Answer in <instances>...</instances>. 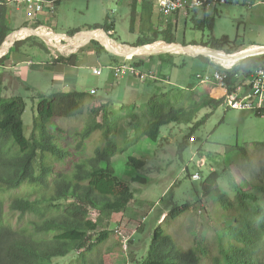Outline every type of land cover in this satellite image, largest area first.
<instances>
[{
  "label": "trees",
  "instance_id": "1",
  "mask_svg": "<svg viewBox=\"0 0 264 264\" xmlns=\"http://www.w3.org/2000/svg\"><path fill=\"white\" fill-rule=\"evenodd\" d=\"M11 1L0 0V45L13 32L8 7ZM60 2L55 3V8ZM137 3L138 0H132L130 31L133 32L139 18L143 27L147 25L148 32L143 29L146 36L138 38L130 46L176 43V23H167L164 28L153 30L149 25L154 13L152 0H140V11H137ZM197 10L203 11L201 18H198ZM45 11L50 12V9L46 6ZM189 12H192L190 14L197 30H212L213 19L207 17L205 6L188 9L187 14ZM30 21H34L33 29L43 26L40 20L25 19V23ZM95 29L107 33L114 31L113 24L108 23L107 18L104 25H95L87 31ZM79 32H69L67 36L73 37ZM149 32L150 37L146 34ZM61 40L65 43L70 41L66 37H60ZM26 41L44 45L43 41L33 36L16 41L0 58V67L8 60L29 61L30 55L22 49ZM185 44L227 54L238 50L227 38L200 44L183 41L182 45ZM80 51L88 53L80 58V53L68 57L58 55L46 63V67L83 66L84 58L97 60L102 51L110 58L109 64L112 66L125 65L135 69L136 73L131 76L134 80L132 83L136 84L135 80L143 75L151 77V73L144 74L146 72L142 71L143 60L135 62L132 59L126 63L125 60L120 64V57L109 54L96 41L89 42ZM198 58L205 59L203 56ZM157 60L162 66H177L175 57L170 54H159ZM262 60L264 55L247 57L235 63L231 70L214 64L211 66L221 70L226 83L232 86L238 79L235 75L241 80L250 77L252 70ZM162 77L161 80L147 79L149 84L146 85L152 88L148 92H143L141 88L140 96L130 102L129 98L119 102L97 95L95 91L39 93L32 98L37 105L29 138L24 135L22 119L26 100L21 96L0 97V264H53L55 259L65 258L71 253H77L83 264H104L101 257L93 259L87 253L97 250L110 232L103 229L94 238L95 232L105 222L108 223L112 214L126 211L134 199L128 184L116 175L112 159L127 153L142 139L150 143L159 142L161 129L170 125L187 128L179 143L178 151L181 154L188 148L190 137L207 121L209 114L199 118V113L205 108L211 113L223 104V99L211 98L213 94L198 96L190 85L177 88L170 85L167 76ZM115 104L119 106L116 108ZM74 117L84 118V125L76 133L75 150L84 149L86 142L95 134L96 146L90 156L72 162L70 171L55 170V163L62 164L73 154L56 141L49 125L55 118ZM262 146L264 143L256 144V147ZM197 152L202 150L198 149ZM242 157L244 164L250 168L251 158L245 150ZM126 166L141 170L145 162L129 156ZM185 171L191 178L188 168ZM250 175L254 179L250 182L251 190L238 189L234 197H229L218 185L220 174L216 170L211 171L202 182V195L214 199L224 212L222 218L224 222L228 221V227L224 231H216L213 237L203 238L195 247L184 248L171 233H165L159 226L153 231L140 264H264V169L259 174L251 172ZM130 181L147 182L141 176H131ZM174 186L161 199L163 203L167 197H171ZM191 207L188 202L170 204L166 223L176 220ZM91 211L97 213L95 219L91 217Z\"/></svg>",
  "mask_w": 264,
  "mask_h": 264
},
{
  "label": "rangeland",
  "instance_id": "2",
  "mask_svg": "<svg viewBox=\"0 0 264 264\" xmlns=\"http://www.w3.org/2000/svg\"><path fill=\"white\" fill-rule=\"evenodd\" d=\"M226 1V4L206 8L207 17L213 19V28L210 31L207 28L203 30L195 28L190 14L192 12L187 14L186 11L166 17L161 15L154 5V13H152L149 25L155 30L164 28L167 23H176L175 40L178 44H182L183 41L200 44L212 39L227 38L238 49L233 54L246 50L252 44L264 46V2L261 0ZM138 2L137 11H140V0ZM131 3L132 0H62L53 11H45L37 17V20L42 21L43 24L38 28L46 27L53 33L59 34L60 37H65L63 35L69 32L76 30L86 32L95 25H104L107 18L108 23L111 22L114 28L113 32L108 33V36H111L110 39L130 46L145 35L143 29L148 32L147 25L143 27L139 18L136 19L133 32L130 31ZM8 7L13 31L22 28L27 23L26 27L32 26L34 21L25 23L24 11L20 8L19 2H10ZM197 11L198 18H201L203 11ZM146 34L151 36V32ZM79 35L80 32L76 33V36ZM82 42L81 47L78 46L79 48L74 52H62L49 43L44 42V45H41L39 42L26 41L22 49L30 55L29 61L5 62L4 66L0 67V97L21 96L26 100V109L22 117L26 138H29L31 134L33 118L36 114L37 102L32 98L39 93L52 92L53 76L50 75L52 73L47 69L45 71L46 65L44 66L39 59L45 57L50 63L58 55L68 57L71 54H78L88 44L86 40ZM86 53L88 52L85 51L78 55L82 56ZM101 54L99 60L102 66L101 71H103L101 77H92L82 70L84 68L79 72L81 73V85H84L82 84L84 78L91 85H101V93L98 92L97 95L104 94L102 80L105 75H109L110 70L106 67V62L111 63L110 58L104 52L101 51ZM159 54L174 56L177 66L160 65L157 60ZM202 56L205 59L182 51L134 55L133 61L143 60L142 71L146 72L144 74L151 73V77L143 75L139 80H135L136 84L130 81L126 87V97L118 101L129 98L128 102H130L136 99L141 94V88L143 92H148L152 86L146 85L149 84L146 80H161L163 74L167 75L171 86L182 88L190 85L198 96L209 95L212 86L197 81L195 74L218 69L211 64L224 69L227 67L221 66L213 58ZM120 58L119 63L132 60ZM121 82L123 83L122 80ZM110 88L112 91L109 95L104 94V97L108 96L116 100L117 95L123 91V88L125 89V86L118 84L116 79V81H111ZM118 106V104L114 105L116 108ZM209 112L210 110L205 108L199 113V118L204 114H209L207 121L190 137L188 148L181 154L178 151L179 143L186 134L187 128L183 125L178 127L170 125L161 129L162 138L159 142L150 143L142 139L133 149L116 155L112 159L116 175L128 184L134 193V199L126 211L112 214L108 223L105 222L98 228L94 238H97L98 233L103 229L110 233L97 250L87 253L88 257L93 259L101 257L104 264H140L145 257L153 231L159 226L165 233H171L178 244L184 248L195 247L203 238L213 237L216 231H224L228 227V221L224 222L222 218L224 212L220 210L214 199L202 195V182L211 171L216 170L220 174L218 185L229 197H234L238 189L251 190L250 182L254 181L253 176L250 175L251 172L259 174L264 169V146L256 147V144L264 143V117L230 110L224 104L213 112ZM83 123V117L55 118L49 125V130L55 135L56 141L73 154L64 163H55V170L68 172L72 168V162L91 155L97 143L96 134L86 142L84 149L75 150L76 133L84 125ZM198 149L202 152L198 153ZM243 150L251 158L250 168L244 164ZM129 156L143 160L145 162L143 169L128 168L126 161ZM186 168L190 175L198 173L200 179L189 178L185 171ZM131 176H141L147 182L145 184L131 182ZM173 184L175 186L171 193L172 199L167 197L166 202L163 203L161 199ZM186 202L192 205L191 209L176 220L166 223L165 218L170 210V204L182 205ZM91 217L95 219L97 213L91 211ZM120 239L126 240L124 245ZM53 264H83V262L77 253H71L65 258L55 259Z\"/></svg>",
  "mask_w": 264,
  "mask_h": 264
},
{
  "label": "built area",
  "instance_id": "3",
  "mask_svg": "<svg viewBox=\"0 0 264 264\" xmlns=\"http://www.w3.org/2000/svg\"><path fill=\"white\" fill-rule=\"evenodd\" d=\"M58 1L62 0H13L11 2H19L20 8L24 11L23 15L25 19L33 20L37 19L45 11L46 6L50 11H53L55 3ZM152 3L161 15L167 17L172 14L186 12L188 9L202 8L203 6L212 8L216 5L225 4L226 0H152ZM257 55L263 56L264 53ZM233 65L234 63L227 67L226 70H231ZM110 69L113 71L114 78L136 73L135 69L125 65L119 67L114 66ZM92 72L94 74H100L101 70L94 68ZM235 76L238 79L234 85L229 86L225 81V75L219 69H214L212 72L203 71L202 73L195 74L196 80L202 84L206 83L211 85V90L219 88L223 91L222 96H211V98L223 99V104L226 108L264 117V60L252 70L250 77L241 80L238 75ZM191 179L198 180L200 176L198 173H195L191 176ZM121 242L124 245L126 240L122 241L121 239Z\"/></svg>",
  "mask_w": 264,
  "mask_h": 264
},
{
  "label": "crops",
  "instance_id": "4",
  "mask_svg": "<svg viewBox=\"0 0 264 264\" xmlns=\"http://www.w3.org/2000/svg\"><path fill=\"white\" fill-rule=\"evenodd\" d=\"M23 30H27V29H23ZM57 36L60 37L59 35H57ZM250 46L263 47V46H260L257 44H252ZM90 54H92V53L90 52ZM79 58H80V56H79ZM39 60H40V62H42V64L44 66L46 65V63H48V60L45 57H41ZM99 60H100V58L97 60H93L92 57H89L86 59L84 58L83 61L85 62V64L83 66H78V67H63V68H60V67L55 68L54 67V68H51L50 67L51 65H48V67L45 68V71H46V69L49 70V72L52 73L50 75L53 76V79H52L53 83H52V90L51 91L52 92H61V91L76 90V91H95L96 93H98V92L101 93V91H100L101 85L100 86L91 85V83L89 84V81L85 80V78L82 80V84H84V85H81V79H80L81 73L79 74L81 69L84 68L82 70H85L88 74L92 75V77H101L100 75L103 74V71H101L100 74H94L92 72L94 68H98V69L102 70L101 69L102 66L99 63ZM7 62L13 63V61H7ZM106 63H107L106 67L110 68V67L115 66V65L112 66V64H109L108 62H106ZM110 70H109V75L108 76L105 75V78L102 80L103 81L102 82V85H103L102 88H103L104 94L109 95V92L112 91V88H110V83H111V81H113V80L116 81V79H117L118 84H120V85L123 84L125 86V89L123 88L122 89L123 91L120 94H118L117 98H116V100H122L123 97H125L127 84L130 81L132 82V80H133L131 77L132 75L128 74V75L120 76L119 78H114L112 75L113 71L112 70L110 71ZM163 75H165V74H163ZM165 76H167V75H165ZM121 80L123 81V83L121 82ZM100 83H101V81H100ZM212 94L214 95V97L215 96L220 97L223 95V91L220 90L219 88H214L209 92V96Z\"/></svg>",
  "mask_w": 264,
  "mask_h": 264
},
{
  "label": "bare ground",
  "instance_id": "5",
  "mask_svg": "<svg viewBox=\"0 0 264 264\" xmlns=\"http://www.w3.org/2000/svg\"><path fill=\"white\" fill-rule=\"evenodd\" d=\"M36 32L38 34H40L41 36H44L47 43L52 44L53 46L57 47L62 52H74L78 48V46L81 44V43H79V41H76L75 39H72L69 42L62 44L59 37L57 35H55L54 33H52L50 30H48L46 27L38 28L36 30ZM29 34H30V31L22 30V31H18V33H16L14 35V37L21 39V38L28 36ZM94 36L99 42H101L103 45H105L109 50L115 51V52H124V53L128 54L129 56H132V55H148L152 51L153 52L154 51H156V52L169 51V52H174V53L182 51L179 47H171V46H167L166 44H163V43L162 44L148 45L143 50L137 49V50L133 51L132 49H130L128 47H122L121 45H119V44L115 43L114 41L108 39L101 32L95 33ZM6 49L7 48L4 47L0 51V56H2L6 52ZM192 50L194 52H206V53H208L207 55L211 56L221 66L229 67L235 62V56L236 55H234V54L230 57H226L221 52H211V51H209L208 48L201 47V46H193ZM259 50H261V48H259L257 46H250L246 50L242 51V54H245L247 52H258Z\"/></svg>",
  "mask_w": 264,
  "mask_h": 264
},
{
  "label": "water",
  "instance_id": "6",
  "mask_svg": "<svg viewBox=\"0 0 264 264\" xmlns=\"http://www.w3.org/2000/svg\"><path fill=\"white\" fill-rule=\"evenodd\" d=\"M23 29H27V30H29L30 31V34L28 35V36H26V37H24V38H17V37H14V35L16 34V33H18V31H21V30H23ZM36 30L37 29H33V28H31V27H22V28H19L18 30H16V31H13L12 33H10L6 38H5V40H4V42L0 45V51L4 48V47H6L7 49H6V52L3 54V55H5L8 51H9V49L14 45V43L16 42V41H20V40H22V39H25V38H27V37H31V36H33V37H38L40 40H42V41H44L45 43H47V41H46V39H45V37L44 36H41L40 34H38L37 32H36ZM98 32H102L108 39H110V37L108 36V33L107 32H105L104 30H102V29H95V30H89V31H86V32H80V35L79 36H73V37H70V36H67V35H63V36H65L66 38H68V39H75L76 41H79V43H81L83 40H86V43H89V42H91V41H98L96 38H95V36H94V34L95 33H98ZM52 33H53V31H52ZM55 35H59V34H56V33H54ZM62 35V34H61ZM111 40V39H110ZM9 41V42H8ZM99 42V41H98ZM115 42V41H114ZM100 43V45H102L103 47H104V49H106V51H108L109 53H111V54H114V55H116V56H118V57H123V58H132L134 55H132V56H129L128 54H126V53H124V52H115V51H111V50H109L105 45H103L101 42H99ZM116 43V42H115ZM83 44V42L79 45V47H81V45ZM117 44H119V43H117ZM166 44V43H165ZM119 45H121L122 47H128V48H130V49H132L133 51L134 50H143L146 46H148V45H144V46H138V47H130V46H127V45H122V44H119ZM151 45V44H150ZM167 46H171V47H179L181 50H182V52L183 53H187V54H189V55H193V56H202V55H204V56H208L207 54L208 53H206V52H194L193 50H192V48H193V46H191V45H186V46H184V45H182V44H178V43H172V44H166ZM78 47V48H79ZM202 47V46H201ZM259 48H261V50H259L258 52H247V53H245V54H242V52H239V53H237V54H234V55H236L235 56V63H237L238 61H240V60H242V59H245V58H247V57H253V56H256L257 54H260V53H264V46L263 47H259ZM209 51H211V52H221V53H223L226 57H230V56H232L233 54H227V53H225V52H223V51H218V50H212V49H209ZM166 52H169V51H166ZM153 53H160V52H156V51H152V52H150V54L149 55H152ZM2 55V56H3ZM2 56H0V58L2 57ZM208 57H211V56H208Z\"/></svg>",
  "mask_w": 264,
  "mask_h": 264
},
{
  "label": "clouds",
  "instance_id": "7",
  "mask_svg": "<svg viewBox=\"0 0 264 264\" xmlns=\"http://www.w3.org/2000/svg\"><path fill=\"white\" fill-rule=\"evenodd\" d=\"M22 40H24V39H22ZM234 64H235V62H234Z\"/></svg>",
  "mask_w": 264,
  "mask_h": 264
}]
</instances>
